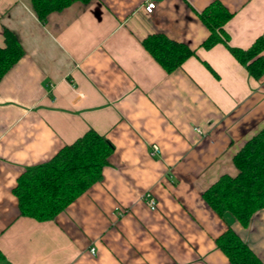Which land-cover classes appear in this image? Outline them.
<instances>
[{"label":"crops","instance_id":"obj_1","mask_svg":"<svg viewBox=\"0 0 264 264\" xmlns=\"http://www.w3.org/2000/svg\"><path fill=\"white\" fill-rule=\"evenodd\" d=\"M212 1H74L42 24L30 0H0V46L7 27L24 48L0 79L7 264H227L215 238L228 227L264 263V207L243 226L201 195L236 174L233 155L264 126V75L250 76L223 43L200 45L208 29L197 14ZM218 1L233 13L230 46L264 35V0ZM152 33L195 53L167 72L142 45ZM88 128L113 144L101 179L52 220L18 215L16 177Z\"/></svg>","mask_w":264,"mask_h":264},{"label":"trees","instance_id":"obj_2","mask_svg":"<svg viewBox=\"0 0 264 264\" xmlns=\"http://www.w3.org/2000/svg\"><path fill=\"white\" fill-rule=\"evenodd\" d=\"M74 1L30 0L40 23L52 11H60ZM208 29L201 42L204 48L223 43L255 79L264 75V35H259L247 48L230 46L224 24L232 17L226 6L214 0L198 14ZM4 46H0V79L24 54V48L13 31L2 30ZM143 47L164 70L171 72L195 53L186 43L163 33L148 34ZM113 150L104 135L88 128L71 143L62 145L49 159L26 166L16 177L12 193L17 201L18 215L38 221L52 220L79 195L102 177L103 168ZM235 175L222 174L202 191V198L219 216H233L246 226L257 210L264 207V126L251 136L233 155ZM217 247L226 255L227 264H264L231 227L215 238ZM0 263L7 264L0 251Z\"/></svg>","mask_w":264,"mask_h":264},{"label":"built area","instance_id":"obj_3","mask_svg":"<svg viewBox=\"0 0 264 264\" xmlns=\"http://www.w3.org/2000/svg\"><path fill=\"white\" fill-rule=\"evenodd\" d=\"M155 4L152 1L147 2V4L145 5V9L148 12H151L152 9L154 8ZM150 153L151 155H155L159 153V147L156 144H151V148H150ZM143 199L146 202L147 206L151 209L154 210L157 207V202L155 197L150 193V192H145L143 195ZM125 212L124 209H117V214L121 215ZM91 251H93V248H91Z\"/></svg>","mask_w":264,"mask_h":264}]
</instances>
